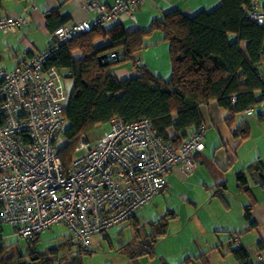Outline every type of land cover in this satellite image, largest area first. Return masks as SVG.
Returning <instances> with one entry per match:
<instances>
[{
    "label": "trees",
    "instance_id": "1",
    "mask_svg": "<svg viewBox=\"0 0 264 264\" xmlns=\"http://www.w3.org/2000/svg\"><path fill=\"white\" fill-rule=\"evenodd\" d=\"M5 1L0 0V9ZM254 4L260 7L258 0H220L214 9L191 16L171 11L162 19L153 20L148 30L128 31L119 24L97 26L62 44L57 57L46 66H55L63 81H72L63 107L67 125L63 126V134L69 141L60 151L64 166L69 163L81 135L108 124L114 117L125 123L150 120L161 137L178 144L188 134L205 128L199 108L210 102H216L226 113L225 123L236 136L247 139L248 127L242 121L237 124V119L247 109L264 101L261 73L264 21L258 24L249 18ZM260 10L264 13V7ZM155 30L160 31L168 43L172 73L167 81L154 76L134 60ZM75 53L79 56L75 57ZM112 54L117 56L115 60H109ZM102 55L106 58L100 62ZM127 62L132 63L137 76L118 79L111 67ZM67 71L69 74L64 75ZM254 168L260 173V182L264 183L261 163ZM237 179L243 182L245 178L240 173ZM166 185L167 182L159 194ZM251 211L252 205L246 206L244 218L254 228ZM137 213L125 222L132 227L136 243L129 257L152 259L156 240L166 236L168 222L175 214L166 212L141 225L136 220ZM3 225L0 223V240ZM40 236L24 239V253L0 244V264H84L83 256L91 252L90 249L82 250L69 233L56 246L40 251L35 248ZM256 247L264 254V239L258 240ZM229 248L239 264H249L250 257L244 248H232V244ZM261 258L259 264H264V257ZM196 262L207 264V259L205 255L187 257L183 264Z\"/></svg>",
    "mask_w": 264,
    "mask_h": 264
},
{
    "label": "built area",
    "instance_id": "2",
    "mask_svg": "<svg viewBox=\"0 0 264 264\" xmlns=\"http://www.w3.org/2000/svg\"><path fill=\"white\" fill-rule=\"evenodd\" d=\"M144 1L114 0L109 6L89 1L84 9L95 12L93 20L55 28L49 47L13 68L0 62V223L12 226L18 237L31 240L63 224L82 250H88L94 236L144 209L175 168L194 170L195 156L204 149L205 128L174 144L147 119L125 123L114 117L95 142L86 135L78 138L66 166L60 158L69 143L63 134L67 92L60 72L46 64L62 44L111 25L122 14L135 23V10ZM249 18L263 23L257 4ZM26 24L22 16H3L0 33L15 34ZM116 57L112 54L109 60ZM251 113L249 108L243 114Z\"/></svg>",
    "mask_w": 264,
    "mask_h": 264
},
{
    "label": "crops",
    "instance_id": "3",
    "mask_svg": "<svg viewBox=\"0 0 264 264\" xmlns=\"http://www.w3.org/2000/svg\"><path fill=\"white\" fill-rule=\"evenodd\" d=\"M89 1H99L107 6L114 2L5 1L0 9V18L22 16L27 24L15 34L0 33V62L13 68L49 47L53 41L51 33L56 27L93 20L95 12L84 9V4ZM219 2L220 0H145L135 10V23L126 14H122L113 24H119L128 31L135 28L148 30L153 20L162 19L163 15L171 11L191 16L200 11H210ZM258 3L260 7H264V0H258ZM146 43L153 44L154 48L143 52L147 47L145 45L139 52L141 55L135 58L139 54L137 53L134 60L138 65L149 68L154 76L160 77L161 72L157 70L154 58L167 56L168 43L158 30L147 37ZM74 56L78 57L79 54L75 53ZM112 73L118 79L137 76V71L127 63L114 67ZM261 73L264 80V55ZM65 82L67 87L64 88L69 92L72 81L66 80L63 84ZM199 110L205 126V140L204 149L195 157L196 166L191 173L175 168L167 177L166 188L158 194L164 200H170L172 206L166 212L175 214L168 222L167 234L156 240L155 256L152 259L146 256L128 258L124 264H183L187 257L193 259L197 254L205 255L207 264L214 261L217 264H239L229 251V244H232V248H244L250 257L249 264H259V257H264L256 247L258 240L264 239V183L260 182V173L254 168L261 163L264 172V101L253 106L251 114H242L237 119V124L242 121L248 127V137L245 140H241L227 126L224 120L226 113L218 108L216 102L202 105ZM240 173L245 178L243 182L237 179V174ZM248 205H252L254 228L244 218L245 207ZM144 210L145 208L136 215V220L141 225L146 221L139 218ZM166 212L163 213L161 209L155 217L148 219L153 221ZM126 225L130 226L128 223Z\"/></svg>",
    "mask_w": 264,
    "mask_h": 264
},
{
    "label": "rangeland",
    "instance_id": "4",
    "mask_svg": "<svg viewBox=\"0 0 264 264\" xmlns=\"http://www.w3.org/2000/svg\"><path fill=\"white\" fill-rule=\"evenodd\" d=\"M26 26V25H24ZM21 28V27H20ZM9 42V41H4ZM160 44H158L159 46ZM146 49L143 52L153 49V44L146 43ZM141 53L137 54V58ZM156 60L155 65L157 70L161 72L160 77H164L165 81L170 80L171 77V66L169 62L168 54L164 58H154ZM7 60V59H6ZM8 62V61H7ZM11 63V62H8ZM128 66H131L130 62H127ZM116 66L111 67L113 69ZM149 69V68H148ZM164 75V76H163ZM67 87L66 82L64 87ZM66 92L67 89L65 88ZM67 126L64 123V127ZM109 129L108 124L99 125L85 134L90 141V143L95 142L101 137L105 131ZM82 153V152H81ZM80 154V153H79ZM77 154V155H79ZM174 201V198H172ZM176 201H174L175 203ZM172 203V202H171ZM160 208H159V207ZM172 205L170 200L163 199L162 195H158L152 200V202L145 208L144 212L139 214L140 219L149 220L157 215L162 209L163 213L170 209ZM149 218V219H148ZM107 234V235H104ZM66 235H68V229L63 224H57L52 226L50 229L46 230L41 234L39 240L35 243V248L44 251L46 248L54 247L59 242H61ZM133 229L132 227H126V223H122L118 227L109 230L106 233L98 234L94 236L91 240V252L83 256L84 264H124L125 260L130 258L129 255L132 254L134 249L133 241ZM0 244L10 245L11 250L15 251L18 249L21 252H25L26 241L15 234V229L9 225L2 226V234ZM130 244V245H129ZM133 244V245H131ZM196 256V255H195ZM199 256V254H197ZM229 258V257H228ZM218 262L214 261L212 264H217Z\"/></svg>",
    "mask_w": 264,
    "mask_h": 264
},
{
    "label": "water",
    "instance_id": "5",
    "mask_svg": "<svg viewBox=\"0 0 264 264\" xmlns=\"http://www.w3.org/2000/svg\"><path fill=\"white\" fill-rule=\"evenodd\" d=\"M106 58V55H102L99 57V61L102 62V60H104ZM103 65V63H101Z\"/></svg>",
    "mask_w": 264,
    "mask_h": 264
}]
</instances>
